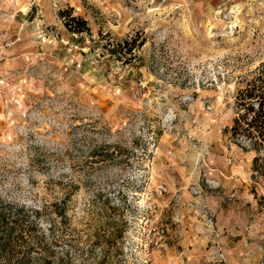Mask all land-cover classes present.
I'll list each match as a JSON object with an SVG mask.
<instances>
[{
  "label": "rangeland",
  "instance_id": "1",
  "mask_svg": "<svg viewBox=\"0 0 264 264\" xmlns=\"http://www.w3.org/2000/svg\"><path fill=\"white\" fill-rule=\"evenodd\" d=\"M4 43L0 210L53 264H264V150L228 132L264 0H0ZM236 155L255 226L225 246L205 195Z\"/></svg>",
  "mask_w": 264,
  "mask_h": 264
},
{
  "label": "trees",
  "instance_id": "2",
  "mask_svg": "<svg viewBox=\"0 0 264 264\" xmlns=\"http://www.w3.org/2000/svg\"><path fill=\"white\" fill-rule=\"evenodd\" d=\"M67 21L70 23L64 22V25L70 30H74L71 27L74 21L84 25V21L76 17L67 18ZM235 107L236 115L228 127L230 135L247 138L250 149L264 150V76L257 74L237 92ZM240 147L246 149L244 146ZM255 162L256 157H253L254 165ZM252 168L255 169V166ZM19 210H15L14 215L0 210V264H53L51 251L46 246H41L37 237L33 238L35 226L25 224L24 219L16 214ZM30 250L36 256L31 257ZM60 260L58 259V264Z\"/></svg>",
  "mask_w": 264,
  "mask_h": 264
},
{
  "label": "crops",
  "instance_id": "3",
  "mask_svg": "<svg viewBox=\"0 0 264 264\" xmlns=\"http://www.w3.org/2000/svg\"><path fill=\"white\" fill-rule=\"evenodd\" d=\"M235 157L231 160H235L236 164L231 163V166H226L223 169L226 174H223L224 179L221 180L218 189L212 192L209 197L205 195V205L209 207L213 215L214 226L223 236L221 239L225 246L235 245V241L228 240L227 236L253 233L255 226V224L249 223L254 220L252 219L253 215L249 219L246 218L249 214L246 208L254 206L253 195L246 190L247 166L238 163V155ZM240 242L242 243V241Z\"/></svg>",
  "mask_w": 264,
  "mask_h": 264
},
{
  "label": "built area",
  "instance_id": "4",
  "mask_svg": "<svg viewBox=\"0 0 264 264\" xmlns=\"http://www.w3.org/2000/svg\"><path fill=\"white\" fill-rule=\"evenodd\" d=\"M9 44L4 43V44H0V62L3 59L4 56V52H5V48L8 46Z\"/></svg>",
  "mask_w": 264,
  "mask_h": 264
}]
</instances>
